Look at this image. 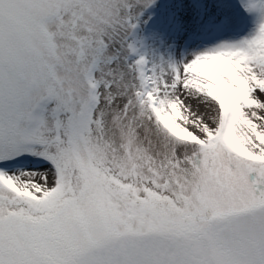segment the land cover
Returning <instances> with one entry per match:
<instances>
[{
    "label": "rangeland",
    "instance_id": "374dc122",
    "mask_svg": "<svg viewBox=\"0 0 264 264\" xmlns=\"http://www.w3.org/2000/svg\"><path fill=\"white\" fill-rule=\"evenodd\" d=\"M169 1L0 0V264H264V16L208 56L212 88L185 73L210 120L163 125L133 45Z\"/></svg>",
    "mask_w": 264,
    "mask_h": 264
},
{
    "label": "bare ground",
    "instance_id": "6f19581e",
    "mask_svg": "<svg viewBox=\"0 0 264 264\" xmlns=\"http://www.w3.org/2000/svg\"><path fill=\"white\" fill-rule=\"evenodd\" d=\"M240 1L247 7L245 11L247 12V20H242L236 30L229 29L227 32L228 37H223L221 33L217 32L219 26L235 18L225 10L237 14L244 13L241 4L238 5V8L233 5V3H239ZM261 1L262 4L256 12L253 10L254 6H252L253 0H183L181 2L172 0L164 2L158 8L152 10L151 17L142 28L145 38L139 42L135 36L133 54L134 56L138 54L144 56L141 58L144 70L142 71V82L138 86V90H143V93H141L142 98L145 93H148L150 101L147 108L151 110L159 122L163 125L169 122L174 126L176 119L182 114H186L191 119L188 121L191 124H195V118L204 121L210 120L209 109L202 106L199 101L201 95H197V100L186 96L194 92L185 73H196L200 78L202 89L212 88L219 79L215 77L214 73L208 72L209 62L206 59L210 54H215V49H224L222 40H228L229 37L236 34L247 33V35H250L252 33L253 35V32L248 33L250 28L254 32L258 31L255 22L258 18L264 16V0ZM190 18L192 19L190 20ZM150 40L154 46L159 45V49L151 48V45L149 46ZM263 40L262 38V41H253L252 46L256 47L255 45H257L264 49ZM190 48L196 52L198 50V53H194L193 56L196 60L198 72H194L191 68L190 60L186 59L180 63L178 62L179 59L183 60L185 56H188ZM150 55H152L151 58H149ZM189 58L191 57L189 56ZM259 61L261 65H264V57ZM172 64H174V69ZM158 72H161L162 76L171 75L173 85L153 94L150 92L159 82H162V77L157 74ZM169 96L176 97L175 104L165 103L166 98ZM202 98L204 101H208L209 97L202 96ZM184 102H187L194 111L187 113L184 109L178 107L183 106ZM165 109L168 114H166Z\"/></svg>",
    "mask_w": 264,
    "mask_h": 264
},
{
    "label": "trees",
    "instance_id": "16d2710c",
    "mask_svg": "<svg viewBox=\"0 0 264 264\" xmlns=\"http://www.w3.org/2000/svg\"><path fill=\"white\" fill-rule=\"evenodd\" d=\"M217 231L215 229L209 230L205 235L206 237L210 240L212 244V248L214 249L213 251L216 252V236H217ZM204 235V233L201 232H189V231H184L182 232V236L187 239H193L196 240L197 238H201ZM89 258L93 259L95 263L99 262L100 260L105 261L106 259L104 258V254L101 250H97L96 252L92 253L91 255L89 254ZM87 264V263H85Z\"/></svg>",
    "mask_w": 264,
    "mask_h": 264
}]
</instances>
